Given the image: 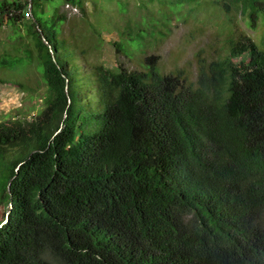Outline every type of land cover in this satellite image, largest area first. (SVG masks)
Here are the masks:
<instances>
[{
	"label": "trees",
	"instance_id": "1",
	"mask_svg": "<svg viewBox=\"0 0 264 264\" xmlns=\"http://www.w3.org/2000/svg\"><path fill=\"white\" fill-rule=\"evenodd\" d=\"M214 2L231 24L234 10L253 28L264 14V0ZM37 4L0 5V24L31 38L18 63L35 62L47 85L36 116L0 123V159L15 154L0 264H264V50L230 38L197 84L160 73L158 55L145 70L94 65V107Z\"/></svg>",
	"mask_w": 264,
	"mask_h": 264
},
{
	"label": "rangeland",
	"instance_id": "2",
	"mask_svg": "<svg viewBox=\"0 0 264 264\" xmlns=\"http://www.w3.org/2000/svg\"><path fill=\"white\" fill-rule=\"evenodd\" d=\"M64 1L42 0L34 11L42 18L40 29L61 31L59 37L70 51L69 65L75 66L74 74L90 82L85 88L94 107L99 102L90 77L94 65L145 70V58L158 55L160 73L182 71L189 82L197 84L200 65L227 56L230 38L238 40L241 34H247L264 50V14L253 28L241 12L234 10L235 22L231 24L214 2L222 0H84L85 10L77 5L79 11L74 14L67 12ZM57 12L65 13L67 20L54 21ZM3 23L0 123L14 117L33 118L43 109L47 94L41 68L35 62L17 61L25 54V43L31 41L26 26L10 25L6 17ZM119 45L122 51L118 50ZM11 159H0V201ZM9 210L6 202H0V225L5 224Z\"/></svg>",
	"mask_w": 264,
	"mask_h": 264
},
{
	"label": "built area",
	"instance_id": "3",
	"mask_svg": "<svg viewBox=\"0 0 264 264\" xmlns=\"http://www.w3.org/2000/svg\"><path fill=\"white\" fill-rule=\"evenodd\" d=\"M66 10H67V12L69 11L70 14H74L75 12L79 11V8L76 5H73L71 3H67L66 4ZM32 15H33L32 14V9L30 8L28 10V12L26 13V16L27 17H31Z\"/></svg>",
	"mask_w": 264,
	"mask_h": 264
},
{
	"label": "water",
	"instance_id": "4",
	"mask_svg": "<svg viewBox=\"0 0 264 264\" xmlns=\"http://www.w3.org/2000/svg\"><path fill=\"white\" fill-rule=\"evenodd\" d=\"M30 8H32V3H30V6H29ZM40 31L43 33V31H42V29H40ZM45 41H46V43H48L49 44V41L44 37L43 38ZM52 52H54L53 50H52ZM10 186H11V182L9 183V189H10ZM12 206H13V203H10V207L12 208ZM11 212V209L9 210V213ZM8 213V214H9ZM8 214H7V216H8ZM6 221H7V219H6ZM6 221H5V223H6ZM2 226V225H1Z\"/></svg>",
	"mask_w": 264,
	"mask_h": 264
}]
</instances>
